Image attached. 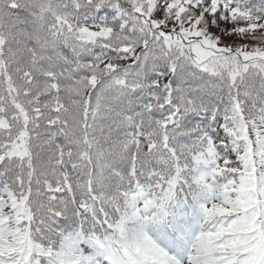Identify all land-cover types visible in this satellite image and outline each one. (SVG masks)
Returning <instances> with one entry per match:
<instances>
[{
	"label": "snow or ice",
	"instance_id": "1",
	"mask_svg": "<svg viewBox=\"0 0 264 264\" xmlns=\"http://www.w3.org/2000/svg\"><path fill=\"white\" fill-rule=\"evenodd\" d=\"M0 264H264V0H0Z\"/></svg>",
	"mask_w": 264,
	"mask_h": 264
}]
</instances>
